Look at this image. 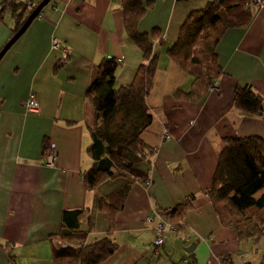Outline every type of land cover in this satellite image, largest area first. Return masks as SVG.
<instances>
[{
    "label": "crops",
    "instance_id": "obj_1",
    "mask_svg": "<svg viewBox=\"0 0 264 264\" xmlns=\"http://www.w3.org/2000/svg\"><path fill=\"white\" fill-rule=\"evenodd\" d=\"M16 1L27 5L19 12L25 17L43 0ZM211 1L160 0L138 29L144 33L158 25L163 41L173 42L189 13ZM15 28L13 12L0 13V51ZM53 38L67 50L64 65L51 49ZM216 53L223 74L216 89L196 103L173 98L177 90H190L191 79L168 56L160 57L146 100L152 121L142 135L154 151L149 184H133L112 220L109 212H97L82 244L64 242L59 237L64 211H84L80 221L86 231L95 198L107 199L125 185L123 179L106 180L91 191L82 181L93 165L95 110L87 92L98 66L109 57L122 59L116 86H125L142 58L125 32L121 0H51L0 60V264H54V250L106 236L117 250L101 264H264V236L257 243L237 239L233 228L221 225L208 197L223 140L264 139V113L253 118L234 105L238 85L252 87L264 105V7L252 10L244 28L227 30ZM30 95L39 114L23 109ZM49 145L56 154L52 167L45 165ZM189 199L192 207L182 214L176 234L166 231L155 255L153 229L160 217L176 216L175 208Z\"/></svg>",
    "mask_w": 264,
    "mask_h": 264
},
{
    "label": "trees",
    "instance_id": "obj_2",
    "mask_svg": "<svg viewBox=\"0 0 264 264\" xmlns=\"http://www.w3.org/2000/svg\"><path fill=\"white\" fill-rule=\"evenodd\" d=\"M151 5V0L146 4L143 0H121L125 32L142 58L132 82L117 87L118 64L115 59H107L98 66L97 78L87 92L95 119L90 128L89 148L93 165L83 174V184L91 191L106 180L123 179L125 185L107 199L95 198L86 219V231L81 230L80 221L84 211H64L59 235L64 242L76 240L82 244L94 226L97 212H109L112 220L123 209L133 184H149L154 151L143 141L142 135L152 121L146 100L159 62L154 43L162 45L164 42L160 29L153 28L150 34L138 29ZM26 7L16 0H4L0 5L1 14L6 9L13 12L15 33L28 17L19 15ZM253 9L252 0H212L202 9L189 13L177 40L167 49L170 60L191 79L190 90H177L173 94L175 100L196 103L211 92L210 87L223 74L217 60V45L227 30L247 26ZM234 105L239 112L253 118H261L264 113L263 97L249 85L236 87ZM223 145L208 190L209 200L222 226L233 228L237 239H252L257 243L264 236V139L230 137L223 140ZM47 150H51L50 145ZM191 207L189 199L175 208L176 216L167 213L160 219H165L176 230L182 214ZM159 223L160 220L153 229L154 237ZM166 231L173 232L170 227L165 229L164 242ZM163 246L164 243L155 250L153 245L154 254L159 256ZM116 250L117 244L106 236L86 246L54 250V264H101ZM185 263L189 264L187 260Z\"/></svg>",
    "mask_w": 264,
    "mask_h": 264
},
{
    "label": "built area",
    "instance_id": "obj_3",
    "mask_svg": "<svg viewBox=\"0 0 264 264\" xmlns=\"http://www.w3.org/2000/svg\"><path fill=\"white\" fill-rule=\"evenodd\" d=\"M252 4L254 8L260 9L264 7V0H252ZM51 49L61 54V57L58 62L60 65H64L67 63V59H68L67 50L57 38H53L51 40ZM108 60H112V58L109 57ZM115 61L119 63L121 62L120 59H117ZM23 109L28 114H39L40 107L34 95H30L27 98V100L23 103ZM51 150L52 152L48 154L45 159V165L49 167H52L56 160V154L53 152L54 151L53 146H51ZM167 227H170L171 230L174 233H176V230L173 229V227L169 223H167L165 219L161 218L160 223L158 224L156 228L155 239L153 241L155 250H158V248L161 247L162 244L164 243L165 229Z\"/></svg>",
    "mask_w": 264,
    "mask_h": 264
},
{
    "label": "rangeland",
    "instance_id": "obj_4",
    "mask_svg": "<svg viewBox=\"0 0 264 264\" xmlns=\"http://www.w3.org/2000/svg\"><path fill=\"white\" fill-rule=\"evenodd\" d=\"M147 1H148V0H143V2H144L145 4H146ZM151 3H152V5H151V7H148L147 12H146L145 15H147V13L151 14V13H152L151 10H152L153 6H154V5H155V6H158L159 3H160V0H157L156 3H155L154 0H151ZM149 10H150V11H149ZM254 10H258V8H257V9L254 8ZM148 11H149V12H148ZM155 13H156V15L158 16L159 10L155 11ZM147 23L150 24V25L154 23V21H153V16H152V18H150V19L148 20ZM150 25H149V26H150ZM153 28H158V29L161 30V27H159L158 25H155V26L148 27V31H147V32H144V33H149V34H150ZM161 31H162V30H161ZM177 37H178V34L176 35V33H175L174 36H173V38H175L173 42H172V40H169V38H168V39L164 40V42H163L162 45L154 43V50H155V52L158 54L159 59H160V57H163V55L168 56V55H167V49H168V48H169V47H170V46H171V45L177 40ZM115 60H117V59H115ZM120 61L122 62V59H120ZM121 62H120V63H121ZM116 63H117V64H120L119 62H116ZM179 68H180V67H179ZM180 69H181V68H180ZM181 70H182V69H181ZM182 71H183V70H182ZM215 87H216V83H215L212 87H210L211 91L215 90V89H216ZM210 89H209V90H210ZM163 138H164V139L168 138V134L164 135ZM59 241H61V240H59Z\"/></svg>",
    "mask_w": 264,
    "mask_h": 264
},
{
    "label": "water",
    "instance_id": "obj_5",
    "mask_svg": "<svg viewBox=\"0 0 264 264\" xmlns=\"http://www.w3.org/2000/svg\"><path fill=\"white\" fill-rule=\"evenodd\" d=\"M51 0H43L39 5H37L31 12V14L27 17L26 21L22 25V27L13 35L10 41L5 45V47L0 51V60L5 55V53L9 50V48L22 36V34L26 31L29 25L38 17L41 11L46 7ZM194 249V246L190 249H186V252H191Z\"/></svg>",
    "mask_w": 264,
    "mask_h": 264
}]
</instances>
